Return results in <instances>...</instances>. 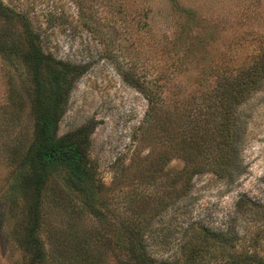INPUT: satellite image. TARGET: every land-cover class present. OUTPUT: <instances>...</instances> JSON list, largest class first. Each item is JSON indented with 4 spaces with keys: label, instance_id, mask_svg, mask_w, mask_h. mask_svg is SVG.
<instances>
[{
    "label": "rangeland",
    "instance_id": "rangeland-1",
    "mask_svg": "<svg viewBox=\"0 0 264 264\" xmlns=\"http://www.w3.org/2000/svg\"><path fill=\"white\" fill-rule=\"evenodd\" d=\"M3 1L30 10L47 49L87 65L70 94L59 133L93 125L89 154L105 183L139 147L144 153L152 144L151 137L141 140L146 96L130 79L152 88L159 104L191 110L218 73L248 64L264 50V0H84L83 15L72 0ZM8 69L15 72L0 56V264L20 257L5 235L2 192L12 173L11 147L25 129L30 132L26 114L5 107ZM239 111L242 172L231 178L212 171L197 174L186 194L168 201L146 237L158 261L178 257L200 227L227 230L238 245L264 252V206H257L264 205V79ZM182 165L173 158L166 177ZM162 178L133 183L156 197ZM133 183L126 181L123 190ZM105 259L104 264H118L112 256Z\"/></svg>",
    "mask_w": 264,
    "mask_h": 264
},
{
    "label": "trees",
    "instance_id": "trees-1",
    "mask_svg": "<svg viewBox=\"0 0 264 264\" xmlns=\"http://www.w3.org/2000/svg\"><path fill=\"white\" fill-rule=\"evenodd\" d=\"M72 1L82 10L84 0ZM36 27L29 9L0 0V56L15 66V72L4 70L5 107L30 122V132L25 129L11 147L12 173L2 192L5 235L20 253L13 264H104L107 256L118 264H264V252L238 245L227 230L198 228L171 260L154 258L146 239L154 217L186 194L195 175L212 171L231 178L242 172L239 108L264 79V50L248 64L217 72L214 85L191 110L159 104L152 88L130 79L146 96L141 140L151 137L152 144L144 153L139 147L105 183L89 154L93 125L59 133L87 65L47 49ZM173 158L183 165L166 177ZM161 177L156 197L133 183ZM126 181L133 185L123 190Z\"/></svg>",
    "mask_w": 264,
    "mask_h": 264
}]
</instances>
